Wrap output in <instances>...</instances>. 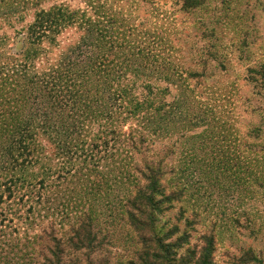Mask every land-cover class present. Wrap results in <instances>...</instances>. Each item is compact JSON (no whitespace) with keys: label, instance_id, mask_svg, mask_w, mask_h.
<instances>
[{"label":"rangeland","instance_id":"1","mask_svg":"<svg viewBox=\"0 0 264 264\" xmlns=\"http://www.w3.org/2000/svg\"><path fill=\"white\" fill-rule=\"evenodd\" d=\"M59 5L99 9L118 21L125 39L154 47V114L168 125L167 136L154 139L157 150L171 149L173 169L163 182L189 186L173 219L186 208V217L199 223L192 246L199 235L215 234L214 264H264V0H0V117H13L29 101L25 92L10 91L16 80L23 83L16 74L25 58L24 71L39 72L78 45L77 25L60 33L30 29L39 10ZM130 158L138 164L142 156ZM20 185L9 182V197L0 190V264H144L142 242L120 202L99 207L93 250L69 244L57 250L41 233L51 225L61 229L49 211L55 203L29 201ZM62 224L67 230L69 221Z\"/></svg>","mask_w":264,"mask_h":264},{"label":"trees","instance_id":"2","mask_svg":"<svg viewBox=\"0 0 264 264\" xmlns=\"http://www.w3.org/2000/svg\"><path fill=\"white\" fill-rule=\"evenodd\" d=\"M93 10L59 5L38 11L32 32L60 33L63 26L77 25L83 33L78 45L66 48L42 71H24L26 58L18 68L23 83L16 80L10 91L25 92L29 101L13 117H0V190L5 188L9 197V182L21 184L29 201L55 203L49 211L60 218L55 225L61 229L51 225L41 233L57 250L63 244L93 250L99 207L118 201L142 242L139 260L144 264L152 256L169 264H214L215 234L199 235L192 246L199 223L186 217V208L175 220L171 215L189 186L174 189L172 179L163 182L173 169L168 168L171 149L157 150L154 139L168 134V125L161 126L154 114L156 50L147 41L131 43L117 31L118 21ZM135 155L142 156L138 164L131 161ZM67 233L71 236L64 240ZM154 246L158 252L153 255Z\"/></svg>","mask_w":264,"mask_h":264}]
</instances>
